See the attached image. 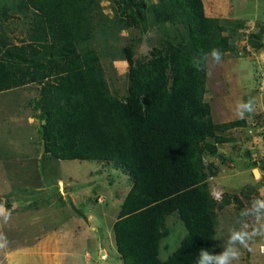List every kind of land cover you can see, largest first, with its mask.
Here are the masks:
<instances>
[{"label": "trees", "instance_id": "obj_1", "mask_svg": "<svg viewBox=\"0 0 264 264\" xmlns=\"http://www.w3.org/2000/svg\"><path fill=\"white\" fill-rule=\"evenodd\" d=\"M112 2L114 17L107 21L99 0H21L20 8L33 19L19 46L4 42L0 92L40 86L33 109L44 121L38 132L45 154L62 161H110L130 176L113 224L122 264H196L201 248L215 246L216 208L229 204L226 194L221 203L213 198L208 177L215 173L205 156L232 140L225 131L247 121L213 122L204 102L207 65L197 71L191 61L213 48L223 57L233 51L231 38L243 23L208 17L202 0ZM146 14L152 24L167 27L169 39L148 57L136 60L129 49L116 56L128 64L127 95L121 99L92 45L95 26L103 34L146 28ZM170 217L186 235L161 259Z\"/></svg>", "mask_w": 264, "mask_h": 264}, {"label": "rangeland", "instance_id": "obj_2", "mask_svg": "<svg viewBox=\"0 0 264 264\" xmlns=\"http://www.w3.org/2000/svg\"><path fill=\"white\" fill-rule=\"evenodd\" d=\"M99 1L105 19L111 20L115 7L112 0ZM145 1L147 5L157 3V0ZM202 2L208 17L228 19L234 25L239 21L243 23L236 30L235 39L231 38L234 50L227 52L220 64H215L210 57L206 63L208 79L204 102L210 105L213 122L220 124L242 119L237 115V105L249 100L253 101L255 108L254 112L246 114L244 129L241 131L242 127H238L225 131L224 135L232 140L220 144L216 154H207L204 159L206 165H212L215 173L208 177L213 198L221 203L224 194L228 195L226 200L229 204L215 210L218 220L215 245L222 247L231 230L240 227L241 210L253 198L264 196V160L259 158L263 151L259 142L262 131L258 128V121L264 118V52L260 49L264 46V0ZM20 3L21 0H0V56L4 42L19 46L31 26L33 15L23 11ZM146 17V28L140 25L103 34L100 26H95L92 45L97 50L112 93L121 99L127 95L125 76L128 64L118 61L122 58L116 56L123 49H129L136 60L148 57L153 47L163 43V39H169L166 26L152 24L149 14ZM248 27H251L248 35L251 46L246 49L240 42L243 31ZM39 90L40 86L33 83L0 92V199L11 213L7 223L0 219V233L8 240L7 248L0 250V264L10 263L12 254L16 251L19 254L20 247L26 244L29 246L34 241L35 231L51 230L64 225L70 216L79 217L80 211L86 213L92 208L86 205L90 189L95 195L93 201L101 203L108 198L107 193L111 202L117 204L132 184L130 176L110 161H62L41 154L43 142L38 130L44 121L40 119V110L33 109ZM246 140L254 143L250 149L245 147ZM255 160H258L262 172L250 171ZM54 178L64 183H57L60 197L54 196V191H51ZM65 188L69 190L64 192ZM111 202L106 200L104 204L108 205H95V217L100 224L108 226L111 215L116 211ZM94 204L92 202V206ZM116 207L119 210V206ZM107 209L110 214L103 215ZM98 211L102 213L99 216ZM174 220L171 217L168 219L170 234L161 243V259L171 254L186 235L183 225L180 222L174 224ZM70 246L76 250L77 261L71 249L63 255L64 258L72 256L74 262L67 260L66 264H86V242L77 241ZM93 246L94 243L87 247L91 264L103 263L98 261V252ZM216 250L219 251V247ZM240 252V258L234 264H264V237H254L248 247L240 248ZM113 253L111 261L115 260Z\"/></svg>", "mask_w": 264, "mask_h": 264}, {"label": "crops", "instance_id": "obj_3", "mask_svg": "<svg viewBox=\"0 0 264 264\" xmlns=\"http://www.w3.org/2000/svg\"><path fill=\"white\" fill-rule=\"evenodd\" d=\"M260 49L262 50V52H264L263 50L264 46ZM118 61H121L122 63L126 62L123 59H119ZM207 79H208V71H207ZM207 79H206V83H207ZM218 79L220 80L221 78L218 77ZM243 102L245 101L243 100ZM243 119H246L247 121V118H243ZM234 129H231V131ZM243 129L244 127H242L241 131ZM219 145L220 144H218L217 147ZM251 145H254V143H252V140L245 141V147L247 149H250ZM41 154H45L43 150H41ZM46 156L51 157L49 154H46ZM250 171L255 173V171H261V170L256 167H252ZM59 181H61L59 178L57 179L54 178L53 179L54 184L51 188V191H54L52 192V194L57 197H60L57 187V183ZM68 190L69 189L65 188L64 192ZM70 190L71 192H74L72 191V189ZM129 190L130 187L128 188V191ZM127 193L128 192H126V194ZM126 194L120 199V201L117 204L111 202L110 199L111 196L110 195L108 196L107 193H105V195L108 198H105V196H103V198L107 200V203L111 202L112 204L111 206H113L116 209V211L114 210L113 214L111 215L110 218L111 220L108 226H106L107 224H100V222L97 220V217H95L96 209H97L95 205L98 204L108 205V204H104L106 202L105 199H103L104 202L101 199L102 200L101 203L96 202L95 200L93 201V196L95 195L93 194V190L90 189L88 191V195L86 196V205H90L92 208L87 209L86 213L80 211L81 213L79 217H76L74 215L70 216V218L64 223L65 228L64 225H61L47 231L41 230L40 232L37 233L35 231L33 236L34 241L29 246H27L26 244L22 248L20 247L21 251L19 252V254L17 253V251L16 253L12 254V256H10L9 258L10 263L8 264H66L67 260H72L74 262V258L72 256H67L66 258H64L63 253L65 251L72 249V253L75 256V261H77V255L75 253L76 250L74 247L70 246L71 244L77 241L86 242V253H85L86 264H91L90 261L91 255L89 254V252H87V247L92 243H94L93 247L98 252V258H100L98 259V261L103 262L100 264H122V260L120 259V256L117 252L115 245L113 224L117 219V215L119 213L121 203L125 198ZM64 198H66V196H64ZM92 202H95L94 206H92ZM16 203L17 201L14 202L15 205ZM117 205L119 206V210L116 207ZM115 212L117 215H115L114 217ZM100 214L102 213L98 211L97 215L99 216ZM107 214L108 215L110 214L108 209L106 212L103 213V215H107ZM97 231L100 232L99 235L96 234ZM113 252H115V256H114L115 260L111 261L110 256H113L114 254Z\"/></svg>", "mask_w": 264, "mask_h": 264}, {"label": "clouds", "instance_id": "obj_4", "mask_svg": "<svg viewBox=\"0 0 264 264\" xmlns=\"http://www.w3.org/2000/svg\"><path fill=\"white\" fill-rule=\"evenodd\" d=\"M223 55L220 49L213 48L210 54L205 53L200 57L194 56L191 62L197 71H201L206 66L209 57L215 64H220ZM254 110V103L251 100L237 105V115L242 119ZM259 122L258 127L260 124H264V118ZM255 166L259 168L257 165ZM10 216L11 213L7 211L5 204L0 203V219L7 223ZM239 224V228L231 230L226 244L222 247L215 245L212 248H201L197 255L196 264H234V261H238L240 258L241 247H248L249 241L253 240L254 237H264V196L253 198L249 205L241 210ZM7 245V237L0 233V250L6 249ZM218 247L219 251L216 250Z\"/></svg>", "mask_w": 264, "mask_h": 264}, {"label": "built area", "instance_id": "obj_5", "mask_svg": "<svg viewBox=\"0 0 264 264\" xmlns=\"http://www.w3.org/2000/svg\"><path fill=\"white\" fill-rule=\"evenodd\" d=\"M250 31H251V27H248L246 30L243 31L244 35L242 37L241 44L246 49L249 48V46H250L249 41H248V35H249ZM258 128H260V130L262 131L259 142H261L262 146H263V151L260 153L259 158L264 160V124H260ZM253 163H255L257 166H259L258 160H255ZM263 173H264V171H263Z\"/></svg>", "mask_w": 264, "mask_h": 264}, {"label": "bare ground", "instance_id": "obj_6", "mask_svg": "<svg viewBox=\"0 0 264 264\" xmlns=\"http://www.w3.org/2000/svg\"><path fill=\"white\" fill-rule=\"evenodd\" d=\"M255 125V124H254Z\"/></svg>", "mask_w": 264, "mask_h": 264}]
</instances>
